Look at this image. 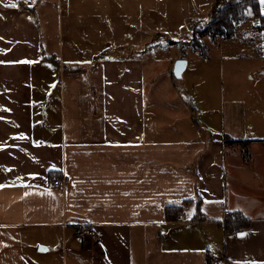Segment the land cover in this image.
<instances>
[{"label": "crops", "instance_id": "crops-1", "mask_svg": "<svg viewBox=\"0 0 264 264\" xmlns=\"http://www.w3.org/2000/svg\"><path fill=\"white\" fill-rule=\"evenodd\" d=\"M40 5L0 0V264H264V121L246 119L251 92L227 113L224 102L199 109L178 97L164 109L145 90L173 95L167 76L148 78L134 57L88 70V47L60 35L58 86L43 85L37 71L55 53ZM230 140L250 141L247 153ZM64 176L66 186L53 184ZM169 206H183L178 221L166 219ZM234 212L250 225L226 230ZM52 250L62 261L43 259Z\"/></svg>", "mask_w": 264, "mask_h": 264}, {"label": "rangeland", "instance_id": "rangeland-1", "mask_svg": "<svg viewBox=\"0 0 264 264\" xmlns=\"http://www.w3.org/2000/svg\"><path fill=\"white\" fill-rule=\"evenodd\" d=\"M215 1L41 0L36 21L46 39L53 42V48L47 47L48 53L52 51L56 56L51 55L53 60H43L37 73L44 78L37 81L43 85L50 81L49 87L58 86L59 64L55 60L59 55L60 35L66 42L71 41V45L88 47L84 54V59L90 61L88 70L105 59L134 57L142 61L148 78L161 85L167 80L174 83L173 95L159 90L158 86L145 90L146 102L164 109L177 107L178 97L181 103L199 109L210 105L220 108L224 102L227 113V105L238 108L242 104L244 90L251 92L245 96L252 107L246 119L255 127L264 121L263 110L259 112L264 107V30L258 29L259 18L250 16L237 23L233 38L202 35L212 20ZM67 8L72 15H67ZM196 58L207 61L198 62ZM186 59L189 60L186 68L176 67L178 61ZM58 243L59 240L56 247ZM43 259L62 261L61 251L56 254L52 250Z\"/></svg>", "mask_w": 264, "mask_h": 264}, {"label": "trees", "instance_id": "trees-1", "mask_svg": "<svg viewBox=\"0 0 264 264\" xmlns=\"http://www.w3.org/2000/svg\"><path fill=\"white\" fill-rule=\"evenodd\" d=\"M28 10L33 7L24 6ZM212 20L203 30L202 35H211L213 37L233 38L236 32L237 23L249 19L250 16L259 18V31L264 30V14L261 9L260 0H216L212 11ZM44 59H51V56H45ZM57 61V60H55ZM232 143H240L247 153L246 147L250 141L230 140ZM183 212V206H169L165 210L168 221H178ZM251 220L246 218L240 212L230 214L225 222V228L228 231H241L247 228Z\"/></svg>", "mask_w": 264, "mask_h": 264}, {"label": "built area", "instance_id": "built-area-1", "mask_svg": "<svg viewBox=\"0 0 264 264\" xmlns=\"http://www.w3.org/2000/svg\"><path fill=\"white\" fill-rule=\"evenodd\" d=\"M68 183V177L64 176L61 179H55L53 181V184L56 186H66ZM226 214H229V211L226 212ZM77 233L86 241L90 242L91 246H96L99 243V239L97 236V232L94 229V227L89 225H81L77 229ZM229 234H234V232H230ZM211 262L212 264H219L220 259H218L215 256H211Z\"/></svg>", "mask_w": 264, "mask_h": 264}, {"label": "water", "instance_id": "water-1", "mask_svg": "<svg viewBox=\"0 0 264 264\" xmlns=\"http://www.w3.org/2000/svg\"><path fill=\"white\" fill-rule=\"evenodd\" d=\"M184 65H185V61L184 60H180V61L177 62L176 67L177 68H183ZM40 250H41V248H40Z\"/></svg>", "mask_w": 264, "mask_h": 264}, {"label": "snow or ice", "instance_id": "snow-or-ice-1", "mask_svg": "<svg viewBox=\"0 0 264 264\" xmlns=\"http://www.w3.org/2000/svg\"><path fill=\"white\" fill-rule=\"evenodd\" d=\"M12 6H14V5H12Z\"/></svg>", "mask_w": 264, "mask_h": 264}, {"label": "bare ground", "instance_id": "bare-ground-1", "mask_svg": "<svg viewBox=\"0 0 264 264\" xmlns=\"http://www.w3.org/2000/svg\"><path fill=\"white\" fill-rule=\"evenodd\" d=\"M77 234V233H76Z\"/></svg>", "mask_w": 264, "mask_h": 264}]
</instances>
